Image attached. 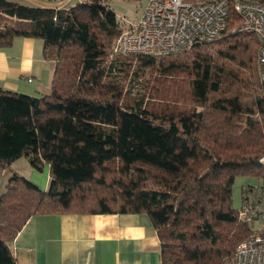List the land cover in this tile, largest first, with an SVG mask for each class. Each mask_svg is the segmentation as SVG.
I'll use <instances>...</instances> for the list:
<instances>
[{
  "label": "trees",
  "instance_id": "trees-1",
  "mask_svg": "<svg viewBox=\"0 0 264 264\" xmlns=\"http://www.w3.org/2000/svg\"><path fill=\"white\" fill-rule=\"evenodd\" d=\"M105 1L0 0V49L37 40L53 65L47 95L0 87V170L20 158L49 169L45 191L14 174L0 195V264H16L10 244L32 216L69 214H144L160 264H231L241 242L264 234L231 202L236 178L264 180L260 42L231 33L237 0H227L226 30L209 43L116 54L123 30Z\"/></svg>",
  "mask_w": 264,
  "mask_h": 264
},
{
  "label": "crops",
  "instance_id": "crops-1",
  "mask_svg": "<svg viewBox=\"0 0 264 264\" xmlns=\"http://www.w3.org/2000/svg\"><path fill=\"white\" fill-rule=\"evenodd\" d=\"M52 74L40 41L16 38L0 49L4 90L47 95ZM48 170L30 182L45 191ZM10 246L16 264H160V241L144 214L34 215Z\"/></svg>",
  "mask_w": 264,
  "mask_h": 264
},
{
  "label": "built area",
  "instance_id": "built-area-1",
  "mask_svg": "<svg viewBox=\"0 0 264 264\" xmlns=\"http://www.w3.org/2000/svg\"><path fill=\"white\" fill-rule=\"evenodd\" d=\"M145 1L146 8L140 22L121 33L115 41L114 53L170 54L209 43L226 30L227 0ZM233 9L239 17V24L231 33L254 35L260 42L257 60L260 80L264 84V6L254 1L237 0ZM259 162L264 167V157ZM256 190H253L254 200L242 205L238 217L251 222L257 212L262 211L261 226L264 228V207L261 209L257 202L264 200V195L261 190ZM231 264H264V234H255L241 242L232 254Z\"/></svg>",
  "mask_w": 264,
  "mask_h": 264
},
{
  "label": "rangeland",
  "instance_id": "rangeland-1",
  "mask_svg": "<svg viewBox=\"0 0 264 264\" xmlns=\"http://www.w3.org/2000/svg\"><path fill=\"white\" fill-rule=\"evenodd\" d=\"M18 3L34 6V7H71L81 0H11ZM104 6L113 12L116 16L119 27L126 31L129 28L136 26L143 15L146 8L145 0H106L103 2ZM258 61V60H257ZM259 67V66H258ZM48 166H44L41 171H37L32 167L26 158H20L14 161L9 167L0 170V195L6 191V185L9 179L14 175H19L30 181L32 175L46 174ZM49 175V170H48ZM34 184V183H33ZM261 190L264 194V180L255 178L239 177L233 183L231 191L232 208L240 210L243 203V197L247 198V201L252 202L254 200V191ZM47 189V188H46ZM252 190V191H250ZM256 190V191H257ZM262 206H264V200H262ZM263 219L257 218L249 223V227L255 232H259L262 229Z\"/></svg>",
  "mask_w": 264,
  "mask_h": 264
}]
</instances>
